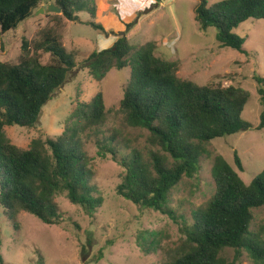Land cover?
<instances>
[{
    "label": "trees",
    "instance_id": "obj_1",
    "mask_svg": "<svg viewBox=\"0 0 264 264\" xmlns=\"http://www.w3.org/2000/svg\"><path fill=\"white\" fill-rule=\"evenodd\" d=\"M48 2L60 7L71 21L89 7L88 0H0L1 52L5 48L1 36L17 30ZM195 12L202 30L218 29L220 47L244 53L246 39L235 28L249 19H264V0H222L212 4L200 0ZM90 24L103 29L101 24ZM156 49L154 41L133 44L122 35L111 47L94 51L87 60L90 74L98 81L113 69H130L120 110L129 125L149 131L151 147H134L122 153L124 143L115 135L98 137L95 142L102 157H111L124 170L116 187L118 196L178 221L172 206L173 190L183 178L199 173L201 159L215 138L253 127L242 118L251 93L240 86L225 87L214 82L199 85L183 79L177 74L178 63L156 55ZM40 51L51 54L54 63H42ZM77 65L75 55L49 32L34 41L23 39L18 63L0 59V208L15 223L25 212L44 224H61L64 217L55 201L60 194H66L71 203L91 217L104 204L93 183L92 158L81 139L83 132L107 119L103 92L90 102L79 103L57 138H35L28 148H22L5 131L13 125L36 127L43 107ZM254 79L263 105L256 128L263 129L264 76L254 75ZM235 157L243 171L237 152ZM212 175L214 195L194 212L192 223L184 221V236L171 257L160 264H233L222 255L226 248L245 249L252 264H264V237L251 230L254 210L264 206V169L246 183L218 154ZM140 236L141 245L149 249L151 239L143 233Z\"/></svg>",
    "mask_w": 264,
    "mask_h": 264
},
{
    "label": "rangeland",
    "instance_id": "obj_2",
    "mask_svg": "<svg viewBox=\"0 0 264 264\" xmlns=\"http://www.w3.org/2000/svg\"><path fill=\"white\" fill-rule=\"evenodd\" d=\"M209 4L222 0H208ZM200 0H88L89 7L77 13L75 21L61 12L34 11L19 28L1 36L5 41L0 59L18 63L23 39L34 41L42 33H52L68 52L75 55L77 67L67 82L43 107L34 128L7 126L11 141L28 148L35 138H57L66 129L69 117L81 102H90L104 93L107 119L81 134L84 149L92 158L93 183L104 198L94 217L71 203L66 194L55 201L64 217L59 225H49L21 212L17 222L9 220L0 208V264H160L184 236V221L192 223L194 212L206 205L216 190L212 175L214 157L223 155L249 183L264 169V128L257 129L263 105L254 75L264 76V19H249L235 32L246 39L240 52L220 47L218 29L202 30L195 8ZM97 23L103 29L93 27ZM131 24V26H129ZM129 26V28H128ZM126 35L133 44L156 43V55L176 61L179 77L199 85L220 83L240 86L251 93L242 118L253 125L232 135L215 138L201 159V169L193 178L185 177L173 190L172 206L178 221L160 212L142 209L116 193L123 168L111 157L98 153L96 139L115 135L123 142L122 153L134 147L146 150L149 131L132 127L120 110L130 69L111 70L102 81L89 72L87 60L94 51L111 47ZM42 63H54L51 54L40 51ZM155 149H157L155 147ZM238 153L243 171L236 163ZM1 188V184H0ZM1 195V190H0ZM17 224V227L15 226ZM264 206L254 210L251 230L264 237ZM141 233L151 239L149 249L141 245ZM233 264H252L245 249L226 248L223 254ZM3 261V262H2Z\"/></svg>",
    "mask_w": 264,
    "mask_h": 264
},
{
    "label": "water",
    "instance_id": "obj_3",
    "mask_svg": "<svg viewBox=\"0 0 264 264\" xmlns=\"http://www.w3.org/2000/svg\"><path fill=\"white\" fill-rule=\"evenodd\" d=\"M48 7H49L48 9L51 10V11L61 12V8L58 7V6H56V5L53 4V3H51ZM39 12H44V8L41 7V8L37 11V13H39Z\"/></svg>",
    "mask_w": 264,
    "mask_h": 264
}]
</instances>
